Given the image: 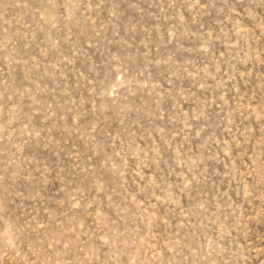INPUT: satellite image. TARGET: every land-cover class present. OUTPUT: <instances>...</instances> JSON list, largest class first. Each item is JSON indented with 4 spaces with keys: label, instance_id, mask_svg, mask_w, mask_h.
I'll return each mask as SVG.
<instances>
[{
    "label": "rangeland",
    "instance_id": "374dc122",
    "mask_svg": "<svg viewBox=\"0 0 264 264\" xmlns=\"http://www.w3.org/2000/svg\"><path fill=\"white\" fill-rule=\"evenodd\" d=\"M0 264H264V0H0Z\"/></svg>",
    "mask_w": 264,
    "mask_h": 264
}]
</instances>
